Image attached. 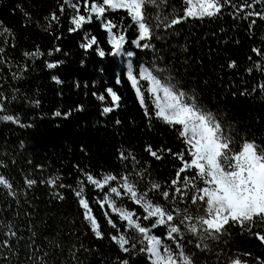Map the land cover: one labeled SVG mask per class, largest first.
<instances>
[{
    "label": "snow or ice",
    "instance_id": "snow-or-ice-1",
    "mask_svg": "<svg viewBox=\"0 0 264 264\" xmlns=\"http://www.w3.org/2000/svg\"><path fill=\"white\" fill-rule=\"evenodd\" d=\"M157 7H160L157 0H58L57 10L44 17V30H52L61 17L69 19L70 12L68 31L82 36L81 49L91 50L100 57H126V74L120 69L115 75L116 83L120 84L122 78L130 82L148 128L155 121L170 128L179 150L154 148L152 144H146L140 154L121 150L114 172L93 173L91 169L77 166L81 178L75 181L76 187L63 183V177L58 174L46 179L30 178L31 172L25 174L18 170L16 159L6 155L0 159V186L17 208L22 200L25 204L29 202V191L38 185L50 186L51 196L59 201L66 199L63 193L68 191L88 234L97 243L108 242L111 254L101 256L103 264H264V136L259 138L261 143H257L255 136L237 140L239 132L227 123L223 108L213 105L216 109L213 111L208 107L211 100L206 102L207 94L202 96L197 90L210 87L208 82L201 85L199 81L181 78L177 69L191 68L192 64L171 63L179 59V53L170 43V38L175 36L174 29L189 18H217L229 9L234 19L248 20L251 30L257 18L264 21V0H183L180 14L173 8L171 13L157 12L153 17L151 10ZM164 7L167 8L166 3ZM17 9L23 6H14L13 12ZM117 10H123L130 23ZM22 15L25 24L32 20L29 11H22ZM110 17L119 18L114 22ZM94 22L104 30V43L110 45L107 52L97 36L87 31ZM132 28L135 38L128 40L126 34ZM55 40L60 41L61 36L56 35ZM165 43L167 51H163ZM17 49L16 33L0 21V69L10 73L6 78L9 82L0 84V122L31 127L15 114L20 107L16 101L27 97L21 95L19 88L8 91L10 81H23L29 71L28 63L8 59L9 53ZM184 52H187L186 46ZM252 52L264 61V48L254 47ZM54 53L68 56L59 44L47 53L36 45L34 51H24L21 60L35 61L46 56L52 59H45L44 66L58 70L65 61L56 58ZM139 55L150 59L141 61ZM228 67L235 68L236 61H230ZM255 67L261 68V65ZM246 71L252 73L253 68ZM261 74L264 75V70ZM51 79L57 84L64 83L56 74ZM74 83L80 87L79 82ZM252 91L264 93V83L258 82ZM92 95L111 105L103 107L105 114L120 107L121 97L112 87ZM29 103L38 107L40 100H29ZM83 107L78 105L77 110ZM52 115L68 117L71 110L57 109ZM115 123L119 125L121 121L117 119ZM6 147L16 151L12 144ZM143 154L157 162L170 157L179 165L174 168V178L164 182L155 179L147 161L137 159V155ZM35 168L44 172L40 164ZM13 177H18L20 183ZM5 203L11 211L9 201ZM94 209L99 215L94 214ZM25 217L30 219L27 213ZM233 230L255 241L254 250L234 251L237 246L233 242ZM21 231L13 220L0 218V261L21 264L23 254L25 264H48L50 253L36 242L37 232L29 226L30 235L24 237L19 234ZM54 249L64 252L59 243ZM67 251L70 264H82L78 259L81 254L95 258L100 250L85 247L77 240ZM56 264H69V261L58 259Z\"/></svg>",
    "mask_w": 264,
    "mask_h": 264
},
{
    "label": "trees",
    "instance_id": "trees-1",
    "mask_svg": "<svg viewBox=\"0 0 264 264\" xmlns=\"http://www.w3.org/2000/svg\"><path fill=\"white\" fill-rule=\"evenodd\" d=\"M157 3L160 7L151 10L153 17L157 12L171 13L173 8L176 14H180L183 7V0H157ZM57 4L58 0H0V21H3L5 27L13 29L18 42L17 51L10 52L8 59L29 65L25 79L10 81L8 91L19 88L21 95L27 97L16 101L20 107L15 114L20 116L23 124L32 125L21 127L12 122H0V159H5L6 155L16 159L18 170L25 174L31 172L30 178L42 176L46 179L58 174L63 177V183L76 187L75 181L81 178L77 166L91 169L93 173L114 172L113 166L118 165L117 154L121 150L140 154L146 144H152L154 148L170 147L173 151L179 150L170 128L159 121L148 128L130 82L122 78L120 84L116 83L115 75L120 73V69H124L126 74V57H100L91 50L85 52L81 49L79 45L83 42L82 36L68 31L71 26L70 12L69 19L61 17L60 23L53 24L52 30H44V17L56 11ZM16 5H22L23 9L13 12ZM25 10L32 15V20L27 24L22 15ZM117 11L126 23H130L123 10ZM230 11H224L217 18H189L175 28V36L170 38V43L178 51L179 59L171 63L192 64L191 68L177 69L182 79L199 81L201 85L204 81L208 82L210 87L197 90L202 96L207 94L206 102L211 100L208 107L213 111L216 110L213 105L223 108L227 123L239 132L237 140L240 137L251 139L255 136L257 143H261L259 138L264 136V93L253 92L252 88L258 82L264 83V75L261 74L264 61L258 59L252 48H264V21L257 18L256 24L249 30V21L234 19ZM110 18L115 22L119 17ZM87 31L97 36L101 41L100 46L106 52L110 50V45L104 43V30L97 23H92ZM56 35L61 36L60 41L55 40ZM126 35L128 40L134 39L135 29H129ZM57 44L68 53L67 57L54 53L56 58L65 61L58 70H48L44 66L45 59H52L46 56L35 61L21 60L22 53L34 51L36 45L40 51L47 53ZM184 46L187 47L186 53ZM167 50L168 44L165 43L163 51ZM249 57L252 59L249 60ZM139 59L146 61L150 57L139 55ZM81 60L84 64H81ZM230 61H236L235 68L228 67ZM256 64H260L261 68L255 67ZM247 68H253V72L249 73ZM13 71H16L15 67ZM52 74L58 75L64 83L52 81ZM9 76L10 73L3 71L0 84L8 83L6 78ZM74 82H79L80 87H75ZM107 87H112L120 95L121 101L118 109L105 114L103 107L111 105L99 101L92 93H103ZM36 99L40 100L38 107L29 103V100ZM78 105H83V110H77ZM57 109L61 112L71 110V115L54 117L52 113ZM117 119L121 121L119 125L115 123ZM7 144L14 145L16 151L6 147ZM137 159L147 161L153 170V177L161 182L169 177L174 178V168L179 166L170 157L157 162L143 154L137 155ZM29 160L32 161L31 165L28 164ZM37 164L44 167L43 173L35 168ZM13 178L17 184L20 183L18 177ZM52 191L50 186L38 185L29 191V202L25 204L22 200L17 208L7 197L6 190L0 186V218L13 220L22 229L19 234L24 237L30 235L31 226L37 232L36 242L50 253L48 264H56L58 259L69 261L70 264L67 249L77 240L85 247L100 250L95 258L81 254L78 259L82 264H103L101 256L111 254L108 242L97 243L88 234L77 205L68 191L63 193L66 197L64 201L54 199ZM6 200L11 204V211L7 210ZM16 212H19L18 216ZM25 213L30 219H26ZM94 214L99 215V212L94 209ZM233 242L237 246L234 251L254 250L255 241H250L246 235L237 234V230H233ZM57 243L63 245V254L54 249ZM0 264L4 262L0 261ZM21 264H25L23 254Z\"/></svg>",
    "mask_w": 264,
    "mask_h": 264
},
{
    "label": "rangeland",
    "instance_id": "rangeland-1",
    "mask_svg": "<svg viewBox=\"0 0 264 264\" xmlns=\"http://www.w3.org/2000/svg\"><path fill=\"white\" fill-rule=\"evenodd\" d=\"M125 63H126L125 65H126V68H127V60H126V62H125Z\"/></svg>",
    "mask_w": 264,
    "mask_h": 264
}]
</instances>
